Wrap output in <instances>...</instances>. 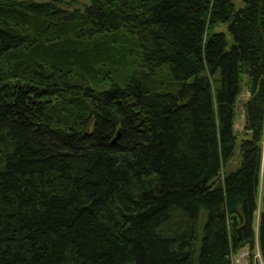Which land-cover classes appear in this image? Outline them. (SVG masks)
<instances>
[{"label":"trees","instance_id":"obj_1","mask_svg":"<svg viewBox=\"0 0 264 264\" xmlns=\"http://www.w3.org/2000/svg\"><path fill=\"white\" fill-rule=\"evenodd\" d=\"M60 2L0 0V264H233L256 209L264 264V0Z\"/></svg>","mask_w":264,"mask_h":264},{"label":"rangeland","instance_id":"obj_2","mask_svg":"<svg viewBox=\"0 0 264 264\" xmlns=\"http://www.w3.org/2000/svg\"><path fill=\"white\" fill-rule=\"evenodd\" d=\"M63 1H68L66 3L60 2V5L66 8H74V7L83 8V6L88 4L89 2V0H63ZM233 1L235 7H238L241 3L240 0H233ZM246 97H247V92L243 90L239 95V100L236 105V114H235L233 127L238 136L243 130L244 117H243L242 103ZM238 140L239 137L237 138V141L235 143L234 153L230 163L231 167L236 165L237 160L239 158ZM262 154L263 157H262L260 173H259V192H261V188L264 184V135L262 139ZM258 212H259L258 209H256L254 213L255 241L253 245V252L250 251L251 248H249L247 245L240 247L235 253L231 255V260L233 264H249L250 260H252V262H259L260 264H263L262 261H260V255L258 253V245H257Z\"/></svg>","mask_w":264,"mask_h":264},{"label":"water","instance_id":"obj_3","mask_svg":"<svg viewBox=\"0 0 264 264\" xmlns=\"http://www.w3.org/2000/svg\"><path fill=\"white\" fill-rule=\"evenodd\" d=\"M232 217H233V218H235V216H234V215H232Z\"/></svg>","mask_w":264,"mask_h":264}]
</instances>
